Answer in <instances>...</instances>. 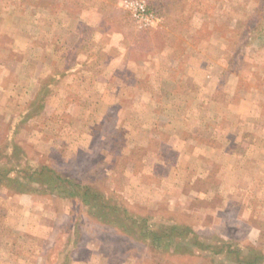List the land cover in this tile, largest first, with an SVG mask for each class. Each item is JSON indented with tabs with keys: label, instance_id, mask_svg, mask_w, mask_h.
<instances>
[{
	"label": "rangeland",
	"instance_id": "1",
	"mask_svg": "<svg viewBox=\"0 0 264 264\" xmlns=\"http://www.w3.org/2000/svg\"><path fill=\"white\" fill-rule=\"evenodd\" d=\"M133 1L0 0V264H264V0Z\"/></svg>",
	"mask_w": 264,
	"mask_h": 264
},
{
	"label": "built area",
	"instance_id": "2",
	"mask_svg": "<svg viewBox=\"0 0 264 264\" xmlns=\"http://www.w3.org/2000/svg\"><path fill=\"white\" fill-rule=\"evenodd\" d=\"M132 10H133V14L134 16L139 19V20H143V21H148L150 20L149 17L145 16V14H147V9H146V3L145 0H134L131 6ZM150 16H152L150 14Z\"/></svg>",
	"mask_w": 264,
	"mask_h": 264
},
{
	"label": "trees",
	"instance_id": "3",
	"mask_svg": "<svg viewBox=\"0 0 264 264\" xmlns=\"http://www.w3.org/2000/svg\"><path fill=\"white\" fill-rule=\"evenodd\" d=\"M55 180H56V178H55ZM57 181H58V180H57ZM63 182H66V181L62 180V182H61L60 184H58V186H59V187H65V188H68ZM70 185H71V184H70ZM58 186H56V187H58ZM77 187H78V185L76 184V188H77ZM73 188L75 189L74 185H71V186H70V189H71V190L68 188V189H69V194H71V195L74 193V190H72ZM95 196H96V194H95Z\"/></svg>",
	"mask_w": 264,
	"mask_h": 264
}]
</instances>
